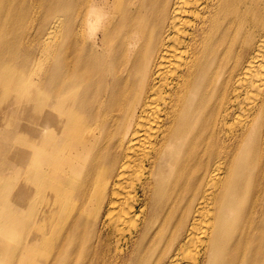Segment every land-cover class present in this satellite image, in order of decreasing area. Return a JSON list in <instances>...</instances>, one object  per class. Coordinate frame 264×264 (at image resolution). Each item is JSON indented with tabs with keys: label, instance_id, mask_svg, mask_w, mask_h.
<instances>
[{
	"label": "bare ground",
	"instance_id": "6f19581e",
	"mask_svg": "<svg viewBox=\"0 0 264 264\" xmlns=\"http://www.w3.org/2000/svg\"><path fill=\"white\" fill-rule=\"evenodd\" d=\"M0 214L14 264H264V0H0Z\"/></svg>",
	"mask_w": 264,
	"mask_h": 264
},
{
	"label": "rangeland",
	"instance_id": "374dc122",
	"mask_svg": "<svg viewBox=\"0 0 264 264\" xmlns=\"http://www.w3.org/2000/svg\"><path fill=\"white\" fill-rule=\"evenodd\" d=\"M5 221L7 222L4 215L0 214V225L5 224L6 225L5 229L7 230L6 234L2 235L5 237V239L3 237L1 239L3 242L8 243L11 246L10 248L16 247V251L13 252V249L12 250L9 249L8 251H6V253L0 252V253H2L0 255V264H14V262L16 261V259L19 256L21 239L17 235V227H16L17 225L12 226V225H9L8 222L6 224ZM31 229H33V227H31V226L27 227L26 231L23 232V234H25L28 230H31ZM0 236H1V232H0ZM45 256H43V257H45V261L42 263H39V264H46L50 260L52 253H46ZM25 263H26V261H23V264H25Z\"/></svg>",
	"mask_w": 264,
	"mask_h": 264
},
{
	"label": "clouds",
	"instance_id": "9594fccd",
	"mask_svg": "<svg viewBox=\"0 0 264 264\" xmlns=\"http://www.w3.org/2000/svg\"><path fill=\"white\" fill-rule=\"evenodd\" d=\"M104 17L102 15H93L90 16V19L87 22L88 29V39H94L95 35L100 31L102 27Z\"/></svg>",
	"mask_w": 264,
	"mask_h": 264
}]
</instances>
